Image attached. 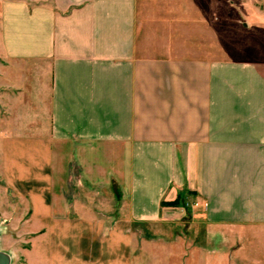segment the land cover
Returning a JSON list of instances; mask_svg holds the SVG:
<instances>
[{
	"label": "crops",
	"instance_id": "1",
	"mask_svg": "<svg viewBox=\"0 0 264 264\" xmlns=\"http://www.w3.org/2000/svg\"><path fill=\"white\" fill-rule=\"evenodd\" d=\"M228 4L0 0L21 264H133L148 227L192 223L160 205L177 196L197 202L195 244L264 225V13Z\"/></svg>",
	"mask_w": 264,
	"mask_h": 264
},
{
	"label": "rangeland",
	"instance_id": "2",
	"mask_svg": "<svg viewBox=\"0 0 264 264\" xmlns=\"http://www.w3.org/2000/svg\"><path fill=\"white\" fill-rule=\"evenodd\" d=\"M218 15H221V4ZM229 13L240 18L246 17L252 24L258 21L259 11L264 13V0H228ZM261 20V19H260ZM235 35L238 41L237 35ZM1 55V52H0ZM0 61L2 58L0 57ZM0 102V143L3 136L24 135L3 131V119ZM197 202L191 198H179L173 207L183 214L186 221L192 223H170L165 228L148 227L144 239L138 247L137 260L133 264H264V225H234L223 228L225 241H202L193 243L186 236L197 235L200 225L193 219L192 209ZM28 205L6 184L2 168L0 149V250L10 257L9 264L22 263V249L27 246L29 237L26 219L29 216ZM182 217V218H183ZM242 226V227H241ZM197 227V228H196ZM179 233V234H176ZM162 236V238H161ZM218 248L219 252L210 251Z\"/></svg>",
	"mask_w": 264,
	"mask_h": 264
},
{
	"label": "water",
	"instance_id": "3",
	"mask_svg": "<svg viewBox=\"0 0 264 264\" xmlns=\"http://www.w3.org/2000/svg\"><path fill=\"white\" fill-rule=\"evenodd\" d=\"M10 263V257L7 253L0 250V264H9Z\"/></svg>",
	"mask_w": 264,
	"mask_h": 264
},
{
	"label": "trees",
	"instance_id": "4",
	"mask_svg": "<svg viewBox=\"0 0 264 264\" xmlns=\"http://www.w3.org/2000/svg\"><path fill=\"white\" fill-rule=\"evenodd\" d=\"M179 196H177L174 200H171V201H164V200H162L161 201V203H160V205L162 206V205H176V204H178V201H179Z\"/></svg>",
	"mask_w": 264,
	"mask_h": 264
}]
</instances>
